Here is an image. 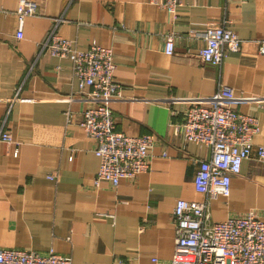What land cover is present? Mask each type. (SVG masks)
<instances>
[{"label": "crops", "instance_id": "0c3cea01", "mask_svg": "<svg viewBox=\"0 0 264 264\" xmlns=\"http://www.w3.org/2000/svg\"><path fill=\"white\" fill-rule=\"evenodd\" d=\"M23 0H0V126L19 143H0V248L53 249L72 264H159L174 252L172 211L178 199L204 201L195 191L203 145L184 142L171 126L187 104L233 89L234 109L254 116L259 133L230 193L207 200L209 220L255 211L264 221V0H185L175 15L150 0H29L34 16L16 38ZM209 24H224L241 40L220 66L198 50ZM51 32L80 50H113L121 97L111 102L117 131L150 134V168L116 187L94 186L99 158L81 125L96 104L80 88L68 59L41 50ZM172 35L174 52L164 51ZM52 176V178H49Z\"/></svg>", "mask_w": 264, "mask_h": 264}, {"label": "built area", "instance_id": "2783aa9c", "mask_svg": "<svg viewBox=\"0 0 264 264\" xmlns=\"http://www.w3.org/2000/svg\"><path fill=\"white\" fill-rule=\"evenodd\" d=\"M175 15L185 0H150ZM36 3L23 0L16 10V38L23 37L25 18L36 14ZM204 45L198 57L220 66L226 52H237L241 40L224 24H209L201 33ZM264 55V38L259 43ZM41 50L53 57L68 59L80 88L88 86V98L96 105L84 111L81 122L85 134L95 141L94 153L99 168L94 186L102 182L116 187L121 179L135 180L150 168V152L155 139L150 134L127 136L117 131L111 102L121 97L122 85L114 78L116 68L111 48L91 44L80 50L72 40L51 32ZM164 51L173 54V36L166 38ZM233 89L221 86L209 96L190 101L182 118L171 126L172 134L184 142L206 146L209 155L198 160L194 175L195 191L206 200L178 199L173 207L174 252L163 264H264V221L255 211H247L222 221L209 220L207 200L230 193L231 176L240 172L249 158L253 137L259 133L256 117L234 109ZM0 143L12 145L18 154L19 143L0 126ZM257 158L264 162V145L257 147ZM52 178V176H49ZM155 264H159L156 258ZM0 264H72L71 259L53 249L39 253L0 248Z\"/></svg>", "mask_w": 264, "mask_h": 264}]
</instances>
